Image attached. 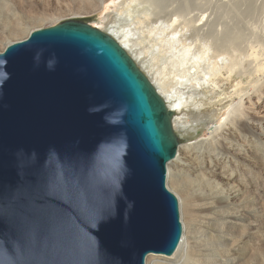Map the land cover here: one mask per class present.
<instances>
[{
  "label": "water",
  "instance_id": "water-1",
  "mask_svg": "<svg viewBox=\"0 0 264 264\" xmlns=\"http://www.w3.org/2000/svg\"><path fill=\"white\" fill-rule=\"evenodd\" d=\"M174 112L128 52L81 21L0 52V264H145L182 236L166 187ZM58 178L88 190L61 203Z\"/></svg>",
  "mask_w": 264,
  "mask_h": 264
},
{
  "label": "bare ground",
  "instance_id": "bare-ground-1",
  "mask_svg": "<svg viewBox=\"0 0 264 264\" xmlns=\"http://www.w3.org/2000/svg\"><path fill=\"white\" fill-rule=\"evenodd\" d=\"M0 1L1 20L14 24L12 31L0 29L2 52L39 29L41 17L29 12L41 6ZM107 1L95 0L96 8ZM130 1L118 9L123 28L110 19L106 33L174 112L176 135L194 138L215 107L224 110L221 121L204 137L179 145L167 164L183 232L171 256L150 254L145 264H254L264 217V111L257 110L264 105V0L260 9L251 0H172L167 16L143 9L142 0ZM156 33L157 45L151 41ZM185 106L194 108L192 123L178 118Z\"/></svg>",
  "mask_w": 264,
  "mask_h": 264
},
{
  "label": "rangeland",
  "instance_id": "rangeland-1",
  "mask_svg": "<svg viewBox=\"0 0 264 264\" xmlns=\"http://www.w3.org/2000/svg\"><path fill=\"white\" fill-rule=\"evenodd\" d=\"M31 1H34L35 3H39L41 6V8L39 10L36 11V10L32 9V11L30 10V12H29L30 13L29 15H31V16L41 17V20L37 23V26L39 27V29L52 27V26H55V25H58L62 22H67V21H81L84 23H89L91 26H93V27H95V28H97L103 32H106V27H107L106 22L109 21L110 19H111L110 22H112V21L114 23L118 22L120 27L123 28L122 19H120L117 16L118 9H121L122 7H124L125 4L131 5L130 0H121L119 2V5H117L116 8H114L115 6L113 4V1H115V0H108L105 3L103 9H97L96 8L97 3L95 2V0H31ZM168 1H170V0H167V2L163 1V4H160V3L158 4V3H156L157 1H155V0H144V1L142 0V1H140V3L143 2V3H141V6L143 7V9L148 8L151 10V13H154V11H158L159 16H167L168 13H170V10H172V7L176 4L172 0H171V2H168ZM218 1L220 2V0H215V1L213 0L212 3L215 2L217 4ZM154 3L158 4V5H154ZM170 3L172 4V6ZM90 4H91V6H89ZM214 5L215 4L212 5L213 6L212 8H215ZM251 5L252 6L255 5L254 7H256V8L258 7L257 9H260L262 7V3L260 2V0H251ZM1 11H2V13H1ZM32 12H34L35 14ZM0 13L2 15L4 14L3 10L1 8V3H0ZM216 13H218V11H216ZM2 15H0V29L5 30V31H12L14 29V24L10 21L9 22L7 21L8 25L4 24L3 20H1ZM19 40H23V39H19ZM135 41L138 42V40H135ZM151 41L156 43V45L159 44L160 34L159 33L154 34ZM0 49H2V47ZM140 49L142 51L146 50L144 48V45L140 46ZM181 110H182V114L180 112ZM181 110L178 111V112H180L178 114V118H180V117L184 118L185 117L184 119H181V118L180 119L185 121V122H189V123H192V121L195 120L194 118H192V112H194V108H189L188 106H185V107H182ZM213 110H214V114L211 117L208 116V118H206L207 120L205 121V126L202 125L199 127L198 133L194 135V138L199 139V138L204 137L206 134V128H208L210 125H213V123H216V122H219L222 120V118H223L222 114H223L224 110H220L219 108H216V107ZM257 110H263L264 111V105L259 107ZM202 112H205V111L203 110ZM189 123H187V124H189ZM177 137L179 140V145L188 144L189 142L194 141L193 137H188L186 135L177 136ZM167 167L168 166H166V170H167ZM172 184H173V181L171 178H169L168 180L166 179V187L168 190H169L168 186H170L172 189H174V186ZM178 206H179V203H178ZM179 215H180V210H179ZM262 218H263V220H262V225L260 226L261 232H260V238H259L260 239L259 243L261 245H260V250L257 254V257L255 259L254 264H264V217H262ZM183 221H184L185 225H187L189 223V220L186 218L184 212H183ZM181 225H182V222H181ZM182 229H183V227H182Z\"/></svg>",
  "mask_w": 264,
  "mask_h": 264
},
{
  "label": "snow or ice",
  "instance_id": "snow-or-ice-1",
  "mask_svg": "<svg viewBox=\"0 0 264 264\" xmlns=\"http://www.w3.org/2000/svg\"><path fill=\"white\" fill-rule=\"evenodd\" d=\"M54 191L61 203L71 204L75 202L82 208L87 207L88 190L79 181L58 178L54 185Z\"/></svg>",
  "mask_w": 264,
  "mask_h": 264
},
{
  "label": "flooded vegetation",
  "instance_id": "flooded-vegetation-1",
  "mask_svg": "<svg viewBox=\"0 0 264 264\" xmlns=\"http://www.w3.org/2000/svg\"><path fill=\"white\" fill-rule=\"evenodd\" d=\"M87 24H89V23H87ZM90 25V24H89ZM93 27V26H92Z\"/></svg>",
  "mask_w": 264,
  "mask_h": 264
}]
</instances>
